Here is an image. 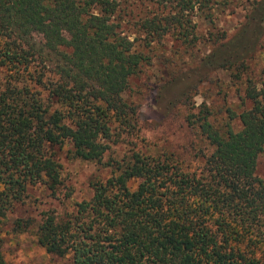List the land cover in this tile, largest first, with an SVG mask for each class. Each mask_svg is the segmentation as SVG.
Returning a JSON list of instances; mask_svg holds the SVG:
<instances>
[{"label": "trees", "instance_id": "1", "mask_svg": "<svg viewBox=\"0 0 264 264\" xmlns=\"http://www.w3.org/2000/svg\"><path fill=\"white\" fill-rule=\"evenodd\" d=\"M235 1L0 0V232L28 187L57 192L54 149L68 144L72 158L109 174L70 212L36 225L45 253L69 264H264V179L254 175L264 157V66L258 82L247 74L264 0H251L227 36L215 20ZM167 39L189 59L206 46L191 70L205 83L228 71L248 103L238 114L223 107L219 123L204 103L184 117L210 148L193 170L172 152L142 146L118 160L108 154L123 136L137 139L138 107L122 94Z\"/></svg>", "mask_w": 264, "mask_h": 264}, {"label": "rangeland", "instance_id": "2", "mask_svg": "<svg viewBox=\"0 0 264 264\" xmlns=\"http://www.w3.org/2000/svg\"><path fill=\"white\" fill-rule=\"evenodd\" d=\"M250 1L237 0L219 13L215 20L218 30L226 32L227 36L235 34L243 24ZM197 25L198 33L203 34L205 24L197 20ZM261 32L259 45H254L247 60V74L257 82L263 77L264 24L261 25ZM154 48L149 54L151 63L140 68L138 74L129 80V90L122 94L124 100L138 107L137 139L123 136L111 146L108 154L118 160L127 149L142 146V151L154 155L172 152L193 170L199 167L201 156L207 155L210 148L194 130L186 126L184 117L197 113L198 107L204 103L211 109V121L219 123L225 118L223 107L238 114L248 107V103L240 102L241 89L231 83L228 71L209 73L211 82L205 83L200 82L204 77L202 72L191 70L196 64L195 57L206 53V46L198 45V49L192 52L193 59L179 50H169V39L163 47ZM2 75L0 69V81ZM183 94L188 96L187 106L186 102H182ZM231 127L233 131L239 129L237 120L232 121ZM186 147L192 148L189 153H186ZM69 149L68 144L54 149L61 165V185L57 192L51 194L41 185L28 187L24 201L7 214L0 232V250L5 264H69V256L47 254L37 244L36 225L47 214L61 216L70 212L74 203L91 195L93 182L109 174V169L101 164L72 158ZM106 160L107 157L103 161ZM254 175L264 179L262 155L256 158Z\"/></svg>", "mask_w": 264, "mask_h": 264}]
</instances>
